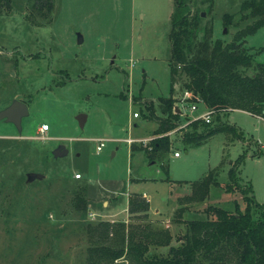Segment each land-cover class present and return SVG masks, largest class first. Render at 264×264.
I'll return each mask as SVG.
<instances>
[{"label": "rangeland", "instance_id": "374dc122", "mask_svg": "<svg viewBox=\"0 0 264 264\" xmlns=\"http://www.w3.org/2000/svg\"><path fill=\"white\" fill-rule=\"evenodd\" d=\"M241 1L189 4L204 13L201 27L212 21L214 38L229 41L236 28L230 25L224 32L222 14L234 13L238 20ZM32 3L11 0L9 13L0 10V110L13 99L28 108L21 133L0 120V264H85L87 223L109 218L90 213L89 207L85 213L74 210L75 186L86 181L95 187L109 181L127 191L134 190L130 178L142 180L135 188L146 191L151 206L161 211L150 214L152 223L172 235L169 245L150 248L155 254L166 253L185 232L184 223L176 220L178 207H184L183 220L201 216L207 204L232 209L237 200L243 209L237 189L212 187L204 202L179 201L191 192L189 182L210 171L225 183L231 162L243 152L237 180L250 184L264 207L263 117L230 109L220 120L214 117L212 125H233L239 138L219 131L199 145L174 142L165 157L169 180L144 151H130L128 138L147 140L153 133L143 103L156 105L170 94L173 0H54L52 21L39 26L26 19ZM246 40L255 60L264 62V26ZM183 94L176 88L174 97L180 101ZM79 114L86 117L82 128ZM41 124L49 130L40 133ZM100 138L106 142L97 152ZM60 144L68 153L54 158L52 151ZM260 147L263 153L255 155ZM81 171L83 177H74ZM28 172L44 176L27 182Z\"/></svg>", "mask_w": 264, "mask_h": 264}, {"label": "trees", "instance_id": "16d2710c", "mask_svg": "<svg viewBox=\"0 0 264 264\" xmlns=\"http://www.w3.org/2000/svg\"><path fill=\"white\" fill-rule=\"evenodd\" d=\"M173 4L168 60L170 94L160 97L156 107L151 102H144L147 116L158 125L154 137L140 147L150 161L159 163L167 180L165 157L172 146L167 132L183 121L174 111L175 103L179 102L173 97L176 88L189 94L187 101L201 102L215 110L209 122L193 120L179 129L180 141L187 146L199 145L219 131L232 132L239 138L233 125L222 122L212 125L214 117L220 120L221 113L230 109L264 117V62L256 61L246 45L247 37L264 26V0H242L238 20H234V13L222 14L224 29L230 25L236 28L229 41L214 38L212 21L201 27L202 11H193L189 0H173ZM0 8L9 13L11 0H0ZM53 9L54 0H33L26 19L35 26L49 23ZM35 15L41 21H36ZM156 109L160 113L158 116ZM262 153L257 151L255 155ZM245 157L243 152L231 162L225 183L221 184L217 173L210 171L189 182L191 192L179 199L204 202L212 187H221L226 192L237 189L244 201L243 209L237 200H233L232 209L207 204L203 216L183 220L184 207H178L176 220L184 223L185 232L164 254L151 253L150 248L169 245L172 235L168 229L151 221L87 223L89 244L85 264H264V207L255 200L251 185H241L237 180L239 166ZM72 206L77 212L88 210L85 184H76ZM128 209L141 212L140 217L146 219L149 204L133 194L129 197Z\"/></svg>", "mask_w": 264, "mask_h": 264}, {"label": "crops", "instance_id": "0c3cea01", "mask_svg": "<svg viewBox=\"0 0 264 264\" xmlns=\"http://www.w3.org/2000/svg\"><path fill=\"white\" fill-rule=\"evenodd\" d=\"M175 93H176V91L174 92V95H175ZM177 103L178 102H176L174 106H176ZM155 107H156V105H155ZM242 111H244V110H242ZM245 112H247V111H245ZM248 113H250V112H248ZM159 114H160L159 110L156 109L155 115L158 116ZM147 117L152 119L149 116H147ZM152 120L154 123V128H153V132H154V130L157 128L158 124L154 119H152ZM38 130H39V128H38ZM48 130H49V128L46 131H48ZM167 134L169 135L170 140L172 141V146H171V148H172L174 142L180 141L181 133L179 131L171 132V130H170L167 132ZM151 137H154L153 133H152ZM136 143L137 142L135 141V142H132L131 144H129L130 151L140 150V148L135 146ZM174 151H176V150H174ZM258 151L263 152L261 147H260V149L258 148ZM179 156H180V154L178 156H174V157H179ZM80 174H81V177H83L82 171L80 172ZM141 182H142L141 179L130 178L129 183H130V185H132L131 187H133L134 190H127L126 191V189L118 188V186L116 184H113L112 182H109V181H101L100 185L98 187L91 186L86 181L85 185H86V192H87V198H88V207L91 210L90 213H95L98 215H104V216L109 217V218H106L102 221L124 222L125 224L141 223V222L147 221V220L151 221V222L154 221L155 219L150 217V214L151 213L158 214L161 211H159L158 208H154L151 206V201L149 200V196H148L146 191L141 190V188H139V189L135 188V186L141 184ZM103 191L104 192H111V193L118 191V195H115V196L114 195H107ZM133 194L139 195L142 199H144L145 201L148 202L149 209L147 212L146 219L145 218L142 219L140 217V215L142 214L141 212H130L129 211L128 201H129V197ZM186 195H188V194H186ZM178 198H177V200H178ZM156 224H158V223L156 222Z\"/></svg>", "mask_w": 264, "mask_h": 264}, {"label": "built area", "instance_id": "2783aa9c", "mask_svg": "<svg viewBox=\"0 0 264 264\" xmlns=\"http://www.w3.org/2000/svg\"><path fill=\"white\" fill-rule=\"evenodd\" d=\"M189 97L188 93H184L183 98L177 103L176 106H174V111L179 114L180 118L183 119L181 124H179L176 128L172 129L171 132L179 131V129L185 128L188 122L193 120L202 119L205 122H209L211 119V116L215 114V110L209 109L202 105L201 102H189L187 101V98ZM130 102H133L131 97H128ZM193 112V115H190L189 112ZM134 117H137V113H133ZM48 129V126L46 124H41L39 127V132L43 133ZM151 138L147 140H134L131 138H128L126 141L128 144H131L132 142H140L143 143V145H146ZM97 146L96 151L100 152L102 148L105 146V139H96ZM180 153L176 150L173 152L174 156H178ZM74 177L80 178V173H75Z\"/></svg>", "mask_w": 264, "mask_h": 264}, {"label": "water", "instance_id": "95a60500", "mask_svg": "<svg viewBox=\"0 0 264 264\" xmlns=\"http://www.w3.org/2000/svg\"><path fill=\"white\" fill-rule=\"evenodd\" d=\"M204 15V13H202ZM224 32L226 29L223 30ZM80 37V36H79ZM81 37L79 38V41ZM28 115V108L26 103L21 100L13 99L12 102L0 110V120H4L5 122L12 123L18 133H21L22 130V118ZM85 115L79 114L76 116L79 126L82 128L85 122ZM68 153V149L62 144L58 145L53 151L52 156L54 158L65 156ZM42 173L38 172H28L26 173V181L30 182L35 179L43 178Z\"/></svg>", "mask_w": 264, "mask_h": 264}]
</instances>
